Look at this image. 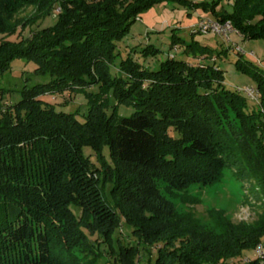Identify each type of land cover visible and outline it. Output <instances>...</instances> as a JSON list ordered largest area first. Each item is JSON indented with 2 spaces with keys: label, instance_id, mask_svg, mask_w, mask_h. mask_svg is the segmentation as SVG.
Wrapping results in <instances>:
<instances>
[{
  "label": "trees",
  "instance_id": "1",
  "mask_svg": "<svg viewBox=\"0 0 264 264\" xmlns=\"http://www.w3.org/2000/svg\"><path fill=\"white\" fill-rule=\"evenodd\" d=\"M230 1L231 14L224 7L217 12L221 0H0V77L16 59L33 62L36 75L50 77L23 90L0 122V264H84L62 254L79 246H70V238L89 239L86 229L114 242L121 215L144 245H160L149 264H239L258 245L264 213L252 224L216 218L215 234L177 214L156 181L178 191L214 185L232 159L257 178L264 195V70L237 50L238 67L256 80L260 95L261 108L251 112L248 100L226 88L224 72L213 64L169 57L149 69L128 56L119 64L121 75L112 74L117 44L158 3L202 5L245 39L264 40V0ZM27 7L36 8L37 16L19 21ZM54 15L53 25L32 29L17 42L7 40ZM67 92L86 97L83 122L45 98ZM122 106L133 112L121 115ZM228 110L239 131L224 123ZM85 147L112 170L109 192ZM137 256V248L120 245L121 264H135Z\"/></svg>",
  "mask_w": 264,
  "mask_h": 264
},
{
  "label": "rangeland",
  "instance_id": "2",
  "mask_svg": "<svg viewBox=\"0 0 264 264\" xmlns=\"http://www.w3.org/2000/svg\"><path fill=\"white\" fill-rule=\"evenodd\" d=\"M191 3H213L218 0H189ZM224 7L229 14L233 13V2L230 0H221L217 12ZM38 11L34 7H27L18 13L19 21L30 20L37 16ZM213 18L212 11H205L202 5L189 7L178 3H158L150 7L139 15L137 21L131 26L130 32L126 37L117 44L118 58L112 66L113 75H121L119 71L120 62L132 56L135 61L149 69H156L160 64L169 57H175L177 60H183L194 65L213 64L221 69L225 74V86L228 90L236 91L244 96L249 103V111L261 108L260 95L257 92L256 80L243 73L238 67L240 60L236 47L243 52L244 60L254 63L257 67L264 70V40L263 39H245L242 34L235 31L231 34V41L215 34H202L197 30L202 20ZM56 21V15L40 21L32 28L25 31L19 30L15 35L7 38L9 41H20L31 34L32 29L51 26ZM195 29V31H193ZM174 37L181 39L172 46ZM3 36H0V39ZM194 44V50L188 49L189 45ZM153 46L159 49L155 54L145 55L143 49ZM207 46L210 48L208 53L200 50V47ZM36 65L25 59H16L13 61L11 68L0 77V122L6 118L9 107L21 99V92L27 87H32L40 83H46L50 80L48 76H39L35 74ZM253 88L256 90L254 97L250 96L245 90ZM97 92V88H93ZM56 109L67 113H77L78 119L84 121L87 114V99L83 94L65 93L56 96H46ZM133 109L122 106L120 113L123 116H129ZM224 119L229 122L234 129L239 131L240 124L234 113L228 110ZM226 128V126L222 127ZM227 129V128H226ZM227 132H229L227 130ZM174 135L175 131L170 130ZM85 155L91 160L104 174L103 185L109 192L111 189L112 170L103 164H99L96 158V152L89 148H84ZM104 156L109 160V148L104 150ZM105 164V163H104ZM224 169L223 179L214 185L193 184L183 191L170 188L163 181H156L157 190L162 199L171 203L175 211L180 216H188L197 220L200 225L209 232L219 233V227L216 218H224L231 223L252 224L258 221L264 213V195L262 194L257 178L250 177L248 169H244L238 161L230 159ZM77 219H80L81 212L78 207L72 206ZM119 226L114 235V242L108 238L92 235L85 229L89 239L75 241L70 238L68 244L78 243V247L71 246L68 254H64L66 259L80 260L84 264H121L120 245L137 248L138 256L135 264H149V261H156L157 251L160 245L147 246L142 243L139 237L133 235L132 228H128L124 216L116 222ZM115 224V225H116ZM113 227V226H112ZM91 240V241H90ZM113 245V247H112ZM65 251L60 248L59 251ZM85 250V251H84ZM245 257L254 258L255 251L250 249L244 252ZM241 262L239 264H243Z\"/></svg>",
  "mask_w": 264,
  "mask_h": 264
},
{
  "label": "built area",
  "instance_id": "3",
  "mask_svg": "<svg viewBox=\"0 0 264 264\" xmlns=\"http://www.w3.org/2000/svg\"><path fill=\"white\" fill-rule=\"evenodd\" d=\"M202 34H215L226 41H231V34L236 30L232 26L231 22L226 21L222 22L219 20H215L210 18L209 20H202L197 30ZM238 51H241L239 47H236ZM250 96L254 97L256 94V90L253 88H246L245 90ZM255 257L247 258L244 257L243 264H264V237L260 240L258 245L254 248Z\"/></svg>",
  "mask_w": 264,
  "mask_h": 264
}]
</instances>
